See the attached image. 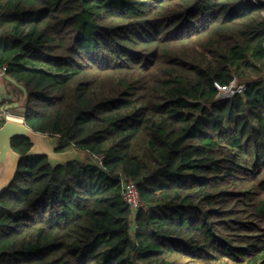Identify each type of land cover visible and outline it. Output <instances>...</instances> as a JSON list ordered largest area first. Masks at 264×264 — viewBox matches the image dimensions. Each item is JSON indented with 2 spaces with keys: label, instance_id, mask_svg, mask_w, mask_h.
<instances>
[{
  "label": "trees",
  "instance_id": "trees-1",
  "mask_svg": "<svg viewBox=\"0 0 264 264\" xmlns=\"http://www.w3.org/2000/svg\"><path fill=\"white\" fill-rule=\"evenodd\" d=\"M264 0H0L27 156L0 264H264ZM246 89L228 101L216 83ZM6 118L0 105V128ZM104 156L103 167L91 163ZM121 176L142 207L124 201Z\"/></svg>",
  "mask_w": 264,
  "mask_h": 264
},
{
  "label": "water",
  "instance_id": "water-1",
  "mask_svg": "<svg viewBox=\"0 0 264 264\" xmlns=\"http://www.w3.org/2000/svg\"><path fill=\"white\" fill-rule=\"evenodd\" d=\"M7 79L17 85L10 77L7 76ZM17 86L24 91L26 96V89L21 85ZM13 107L14 105H9L8 109H13ZM16 107H19V104H15ZM16 138H25L31 142L32 147L27 156H45L53 167L68 164L80 157L78 149L58 152L57 138L35 132L26 124L25 119L6 117L5 124L0 128V198L16 180L24 158L13 148V140Z\"/></svg>",
  "mask_w": 264,
  "mask_h": 264
},
{
  "label": "built area",
  "instance_id": "built-area-1",
  "mask_svg": "<svg viewBox=\"0 0 264 264\" xmlns=\"http://www.w3.org/2000/svg\"><path fill=\"white\" fill-rule=\"evenodd\" d=\"M252 1L257 6L261 4V0ZM7 76V66H0V105H2V110L4 111V113H7L9 110L7 97H5L2 92V84L6 80ZM216 88L219 91L218 98L222 101H228L234 98L237 94L243 93L246 89V86L244 84L239 83V81L234 80L230 85L227 86H221L216 83ZM90 159L91 163L95 164L98 167H103L104 156L92 155ZM120 183L122 188L123 199L130 206L132 213L135 215L137 211L142 207L138 184L136 181L130 180L123 176H121L120 178Z\"/></svg>",
  "mask_w": 264,
  "mask_h": 264
},
{
  "label": "crops",
  "instance_id": "crops-1",
  "mask_svg": "<svg viewBox=\"0 0 264 264\" xmlns=\"http://www.w3.org/2000/svg\"><path fill=\"white\" fill-rule=\"evenodd\" d=\"M7 82L12 83L11 81H9L6 78V80L2 84V92H3L4 96L7 97V101L10 102V99L11 100H13V99L16 100V97H15V93L13 91V88L11 86H9ZM13 85H15V84H13ZM15 104H19V107H16L17 109L20 108V107H22L20 105V103H13L12 105H14V107H15ZM23 111H24V108H23Z\"/></svg>",
  "mask_w": 264,
  "mask_h": 264
},
{
  "label": "rangeland",
  "instance_id": "rangeland-1",
  "mask_svg": "<svg viewBox=\"0 0 264 264\" xmlns=\"http://www.w3.org/2000/svg\"><path fill=\"white\" fill-rule=\"evenodd\" d=\"M4 115H5V118L6 117H12V118H17V119H24V111H23L22 107H20L18 109L13 107V109H9L7 113H4Z\"/></svg>",
  "mask_w": 264,
  "mask_h": 264
}]
</instances>
